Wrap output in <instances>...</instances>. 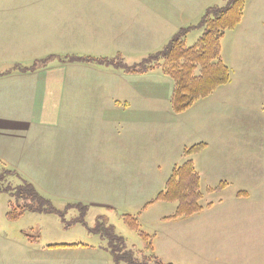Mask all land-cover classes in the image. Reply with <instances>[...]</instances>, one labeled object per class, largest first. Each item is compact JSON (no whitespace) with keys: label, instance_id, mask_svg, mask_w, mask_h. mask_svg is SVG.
Wrapping results in <instances>:
<instances>
[{"label":"crops","instance_id":"0c3cea01","mask_svg":"<svg viewBox=\"0 0 264 264\" xmlns=\"http://www.w3.org/2000/svg\"><path fill=\"white\" fill-rule=\"evenodd\" d=\"M80 1L64 8L33 5V0L0 7L10 18L0 23V162L42 197H55L66 184H74L81 189L76 204L111 209L113 196L130 192H118L124 178L133 187L145 183L151 190L139 191L131 199L148 198L159 190L166 178L160 175L161 167L171 166L163 162L159 166L153 151L162 150L165 156L173 136L177 140L181 132L198 130L203 102L231 81L176 115L170 105L173 85L158 71L124 74L102 64L63 58L154 53L180 29L195 25L220 0H137L133 7L114 2L89 9ZM263 6L264 0H247L241 22L229 31L233 37L240 35L236 40L242 46L258 49L264 44ZM225 36L221 58L232 70L238 48L232 39L223 46ZM40 60L45 65L34 71L15 68ZM171 124L175 130L166 131ZM107 136L115 140L114 150L97 147L95 140ZM186 146L181 143L178 155ZM92 168L98 176L90 173Z\"/></svg>","mask_w":264,"mask_h":264},{"label":"rangeland","instance_id":"374dc122","mask_svg":"<svg viewBox=\"0 0 264 264\" xmlns=\"http://www.w3.org/2000/svg\"><path fill=\"white\" fill-rule=\"evenodd\" d=\"M29 1L0 0V7L23 6ZM33 1V5L59 8L79 2ZM136 1L81 0L79 5L89 9L118 2L133 7ZM9 20L0 9V23ZM199 36L200 32L189 33L186 46H192ZM237 37L227 32L222 41L224 46L232 39L231 43L238 48L230 64L231 85L218 88L215 97L203 102L206 105L198 112V130L193 127L186 134L181 132L177 140L173 136L165 156L162 150L153 151L158 165L170 164L171 169L161 167L160 175L166 178L148 198L131 199L139 191L147 194L151 190L145 183L133 187L135 184L124 178L118 192H130L125 197L113 196L111 209L80 205L76 199L81 189L66 184L55 197H44L49 200V210L24 211L14 218L11 215L18 212L16 198L4 190V171L10 169L0 162V264H139L143 256L150 254L148 244L152 254L165 264H264V44L258 49L242 46ZM261 37L264 39V30ZM148 55L120 60L132 66ZM165 128L175 130L173 124ZM114 141L110 136L95 140L100 150H114ZM183 142L188 145L183 150L200 143L207 147L192 157L200 177L202 211L189 218L174 219L176 203L157 202L147 207L146 204L164 188L172 168L184 162L183 150L179 155L177 152ZM90 173L98 176L94 168ZM102 177L108 178L109 174ZM10 182L18 183L15 179ZM84 191L88 190L83 188ZM112 236L122 238L124 243L121 245ZM72 244L78 246L50 247ZM111 249L115 255L110 253ZM126 253L131 256L128 260L115 257Z\"/></svg>","mask_w":264,"mask_h":264},{"label":"trees","instance_id":"16d2710c","mask_svg":"<svg viewBox=\"0 0 264 264\" xmlns=\"http://www.w3.org/2000/svg\"><path fill=\"white\" fill-rule=\"evenodd\" d=\"M246 1L220 0L219 3L207 8L195 25L180 29L160 50L149 54L140 63L132 66L123 64L120 56L109 59L71 55L64 57L63 61L102 64L126 74L158 71L172 82L170 105L172 112L178 115L230 82V69L221 58V40L225 33L234 30L241 22ZM196 30L200 32V36L192 46L187 47L185 44L187 35ZM44 65L45 60H40L31 66L15 68L21 72H30ZM205 148V144L202 143L185 148L182 152L184 162L172 168L164 188L146 204V207L157 202L176 203L175 214L172 217L174 219L189 218L200 213L202 211L199 203L202 199L200 177L194 168L192 157L201 153ZM4 172L7 174V187L4 190L16 198L14 205L18 209L17 213L11 215L12 217L18 218L24 211L50 209L49 200L42 197L32 184L14 171ZM13 179L18 182L16 185L8 183V180ZM113 238L121 245L124 243L120 237L112 236L111 239ZM75 246L78 245H52L50 247ZM147 246H149L150 254L143 256L139 264H165L152 254L150 244ZM110 253L115 255L113 249ZM115 257L125 260L131 258L129 253Z\"/></svg>","mask_w":264,"mask_h":264}]
</instances>
